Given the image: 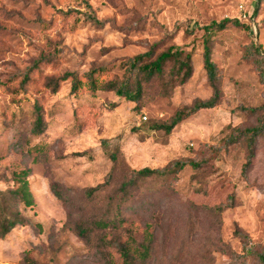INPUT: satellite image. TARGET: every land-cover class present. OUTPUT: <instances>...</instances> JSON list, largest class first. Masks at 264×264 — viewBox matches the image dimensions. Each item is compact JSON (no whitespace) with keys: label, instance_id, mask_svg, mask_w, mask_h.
Returning a JSON list of instances; mask_svg holds the SVG:
<instances>
[{"label":"rangeland","instance_id":"374dc122","mask_svg":"<svg viewBox=\"0 0 264 264\" xmlns=\"http://www.w3.org/2000/svg\"><path fill=\"white\" fill-rule=\"evenodd\" d=\"M66 11L74 12L69 20L61 17ZM223 19L239 25L210 37L219 104L170 134L155 130L211 97L202 28ZM170 46L191 54L192 74L172 89L152 79L139 110L113 92L89 89L85 76L91 70L106 69L99 83L119 81L127 59ZM254 46L264 56V0H0V192L11 190L14 172L26 170L34 201L29 209L5 200L6 214H17L26 225L0 240V264H23L26 257L38 264H107L118 259L114 244L130 235L142 242L146 228L153 236L146 264H264L258 259L264 257V134L254 141L245 175L247 140L225 144L234 130L256 126L259 116L244 109L264 106V82L246 51ZM44 58L51 63L43 77L74 72L81 89L71 93L69 81L55 94L40 80L21 86L20 74ZM38 96L46 126L35 136L32 106ZM176 161L197 167L164 180H139L119 210L120 223L86 238L76 235L77 224L114 219L111 203L129 171ZM108 175L105 191L86 199L84 192ZM53 183L65 190L67 204L52 194ZM232 194L236 205L222 209Z\"/></svg>","mask_w":264,"mask_h":264},{"label":"trees","instance_id":"16d2710c","mask_svg":"<svg viewBox=\"0 0 264 264\" xmlns=\"http://www.w3.org/2000/svg\"><path fill=\"white\" fill-rule=\"evenodd\" d=\"M257 4H261L262 0H256ZM61 17L69 20L73 17V11L60 12ZM84 20L90 22L95 27H103V23L97 20L93 15L84 14ZM75 23L78 19L74 20ZM239 25L237 21L223 19L220 22H212L207 26H204L202 30L203 35V51L202 62L207 76V80L212 89V95L207 100L195 101L192 106L177 111L173 117L166 124H159L153 126L155 130L163 131L165 134H170L172 130L181 124L186 119L195 115L200 110L213 109L220 101L221 90L219 88L220 76L216 65L211 59V47L210 37L213 33L223 31L229 24ZM252 45V43H250ZM249 45V46H250ZM247 57L255 59L257 72L260 79L264 82V56H260V50L258 47H253L252 50L246 48ZM51 63L49 58L40 59L35 62L32 67L25 70L19 76L20 85L23 87H32L37 80L43 82V88L50 94L58 92L60 85L66 81L70 82L71 93L78 92L83 86L81 76L74 72H65L63 74H52L51 76L43 77V71L47 65ZM123 66L124 74L121 80L98 82L99 76L106 71L105 68H97L91 70L85 77L87 78V85L91 92L96 90H102L107 92H113L116 98L131 102L134 104V110H139L142 104L144 88L157 78L165 86L169 85L172 89L176 83H184L192 74L191 54L182 50L180 47L170 46L164 52L158 55H154L152 51L144 54L137 55L135 57L127 59ZM41 97L35 98L32 106L33 123L31 132L35 136L41 135L46 123L43 118V110L41 106ZM244 112L250 115H258L256 126L252 128H246L243 130L236 129L233 131L227 139L225 144H234L240 139L247 140V149L249 151L248 162L243 168V175L247 171L250 165V158L253 155V144L256 138L264 134V106H258L255 108L244 109ZM36 151H40L35 149ZM197 167V164L191 161H176L167 167L160 169L143 168L138 171H129L125 180L121 183V186L117 190L119 194L117 200L112 202L111 205L117 212L114 215V219H93L90 224L83 225L77 224L74 226V232L81 238H86L93 231L98 229H106L113 227L122 221L119 215L122 206L127 203V197L131 195L137 186L139 180L155 179L164 180L168 177L175 176L185 167ZM29 172L21 170L12 174V188L6 192H0V240L8 235L16 226H25L26 221L15 213L10 215L6 214L5 200L17 201L21 203L24 208L31 209L34 205L33 196L29 190L28 180ZM111 181V175L105 177L103 183L97 185L94 188L88 189L84 192L85 198L92 200L101 195L108 187ZM50 191L60 201L66 202V198L63 195V190L57 183L50 185ZM121 194V195H120ZM236 205V197L232 194L226 199V203L222 206V209H231ZM110 206V205H108ZM69 218V215H68ZM152 233L145 230L144 239L142 242H137L131 235L128 240L123 244H114V248L118 254L117 260L109 259L107 264H146L151 245H152ZM258 259L264 261L263 256H258ZM23 264H38L30 258H24Z\"/></svg>","mask_w":264,"mask_h":264},{"label":"built area","instance_id":"2783aa9c","mask_svg":"<svg viewBox=\"0 0 264 264\" xmlns=\"http://www.w3.org/2000/svg\"><path fill=\"white\" fill-rule=\"evenodd\" d=\"M243 18H245V16H243ZM142 120L143 121H146V117H142Z\"/></svg>","mask_w":264,"mask_h":264}]
</instances>
